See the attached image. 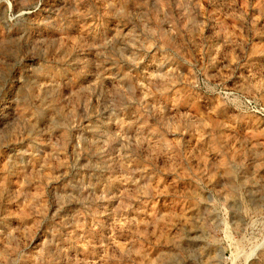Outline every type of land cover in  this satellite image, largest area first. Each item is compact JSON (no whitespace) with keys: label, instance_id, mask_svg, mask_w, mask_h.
Listing matches in <instances>:
<instances>
[{"label":"rangeland","instance_id":"374dc122","mask_svg":"<svg viewBox=\"0 0 264 264\" xmlns=\"http://www.w3.org/2000/svg\"><path fill=\"white\" fill-rule=\"evenodd\" d=\"M0 264H264V0H0Z\"/></svg>","mask_w":264,"mask_h":264}]
</instances>
